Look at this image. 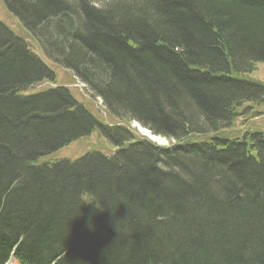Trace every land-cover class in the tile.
Instances as JSON below:
<instances>
[{"label":"trees","instance_id":"trees-1","mask_svg":"<svg viewBox=\"0 0 264 264\" xmlns=\"http://www.w3.org/2000/svg\"><path fill=\"white\" fill-rule=\"evenodd\" d=\"M100 121L0 20V264H264V0H2ZM133 122L175 140L162 147ZM97 130L114 148L44 160Z\"/></svg>","mask_w":264,"mask_h":264},{"label":"rangeland","instance_id":"rangeland-1","mask_svg":"<svg viewBox=\"0 0 264 264\" xmlns=\"http://www.w3.org/2000/svg\"><path fill=\"white\" fill-rule=\"evenodd\" d=\"M95 1L97 2L98 0ZM0 20L5 22L17 35L25 38L32 48V51L41 56L42 59L56 71L57 78L55 82H40L31 87L28 90L29 93L39 92L56 85L68 86L73 95L100 121L104 123H121L123 125H128L127 122L110 115L105 109L102 98L95 97L88 87L83 82L79 81L70 70L64 69L62 66L49 60L44 50L38 45L37 41L25 30L21 21L8 9L5 2L2 0H0ZM244 77L264 82V63H256L253 71L245 74ZM238 113L239 114H237L234 121L223 130L225 134L231 137L241 138L248 132H264V102L245 105L238 111ZM130 126L137 130L142 136L147 137L162 147L173 148L175 144H178L175 140L170 141L166 137L153 134L148 128L144 127L148 132H143L140 129L141 124H138L137 122H133ZM92 151H100L104 154L111 155L114 152V148L99 134L97 130H95L90 135L77 139L63 147L56 154L46 156L44 160H49L50 158L77 159Z\"/></svg>","mask_w":264,"mask_h":264},{"label":"bare ground","instance_id":"bare-ground-1","mask_svg":"<svg viewBox=\"0 0 264 264\" xmlns=\"http://www.w3.org/2000/svg\"><path fill=\"white\" fill-rule=\"evenodd\" d=\"M140 129L143 131V132H145V133H147L148 131L147 130H145V128L141 125V127H140ZM149 134V133H148ZM152 136V135H151Z\"/></svg>","mask_w":264,"mask_h":264}]
</instances>
